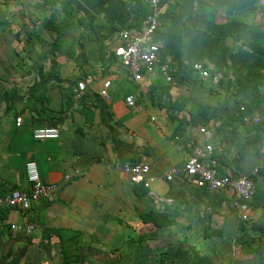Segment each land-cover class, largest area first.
<instances>
[{
  "label": "crops",
  "instance_id": "1",
  "mask_svg": "<svg viewBox=\"0 0 264 264\" xmlns=\"http://www.w3.org/2000/svg\"><path fill=\"white\" fill-rule=\"evenodd\" d=\"M58 1L52 9L42 0L0 3V23L15 6L21 33L3 55L31 56V64L17 66L22 75L0 84V193L28 190V161L42 182L57 186L51 200L27 212L0 209V264H264V55L247 46L264 43V0H157L159 27L151 41L172 84L159 75L133 82L111 56L116 32L140 25L144 15L135 12L147 13V0ZM58 11L87 28L68 32ZM50 15L62 29L56 47L55 34L43 27ZM195 61L222 73L217 85L191 76ZM251 72L262 78H255L262 114L256 126L242 123L238 111L257 110L250 107L255 80H245ZM104 81L107 99L97 96ZM78 82L84 90L74 99ZM129 95L139 110L125 106ZM197 105L207 108L209 138L197 132ZM38 127H54L59 136L33 140ZM186 143L211 144L212 158L232 177L257 170L246 222L229 191L193 187L180 175L164 179L182 167ZM122 163L146 164L148 187L131 184ZM73 169L78 175L63 182ZM146 212L168 223L143 224L139 215ZM23 221L32 224L29 234L8 230Z\"/></svg>",
  "mask_w": 264,
  "mask_h": 264
},
{
  "label": "built area",
  "instance_id": "2",
  "mask_svg": "<svg viewBox=\"0 0 264 264\" xmlns=\"http://www.w3.org/2000/svg\"><path fill=\"white\" fill-rule=\"evenodd\" d=\"M148 11L142 18L140 25L135 28H122L116 32V44L111 49V56L116 59L118 65L124 70L127 77L133 82H139L144 76L153 77L159 75L166 84L173 83V75L169 66L163 62L158 54L157 46L151 41V37L159 27V8L157 0H147ZM264 5V1L260 2ZM190 74L194 78L207 80L211 85H217L222 79L221 72H211L201 62H192ZM108 81H104L97 92V96L107 99ZM84 90V84L78 82L72 89V97L79 99ZM124 104L127 108L139 110L134 103L132 96L124 97ZM242 113L241 122L252 126L259 125L262 121L261 109L250 114H244L245 108L238 107ZM22 124L20 116L13 118V125L19 128ZM197 132L204 138L211 137L212 133L204 126H199ZM31 136L36 141L55 140L59 132L54 127H38L32 130ZM174 141H179L174 137ZM189 154L186 155L182 167L176 170H168L163 176L169 180L172 176L180 175L193 187L201 188L210 192L229 191L231 193V206L236 211L241 222L248 220L251 199L254 193V180L257 177V170H251L245 176L232 177L221 170L218 162L212 158L213 148L206 143L200 147L186 143ZM120 172L131 184H139L143 188L148 187L147 173L148 166L144 163H122ZM78 170L73 169L71 173L64 174L62 181L67 182L72 176L78 175ZM24 177L28 190L12 189L0 193V209H8L18 212H27L38 201L48 202L57 190V186L42 182L38 176L34 162L28 161L24 164ZM253 178V179H251ZM8 230L17 234H29L32 231L31 222L9 223Z\"/></svg>",
  "mask_w": 264,
  "mask_h": 264
},
{
  "label": "rangeland",
  "instance_id": "3",
  "mask_svg": "<svg viewBox=\"0 0 264 264\" xmlns=\"http://www.w3.org/2000/svg\"><path fill=\"white\" fill-rule=\"evenodd\" d=\"M3 0H0V3L2 2ZM58 1V0H57ZM59 2V1H58ZM65 2V0L63 1ZM63 4V3H62ZM17 6V4H15ZM64 6L63 8H61V10L64 12L65 11V5H61L60 7ZM14 9V15H9L7 16L6 18L3 19V22L5 24H1L0 25V28H3V29H7V28H11V30H7V31H4V33H1L0 32V84L3 82V81H10V80H16L17 79V76L19 77L20 75H22L21 73H18L17 72V66L18 65H24V66H28L29 64H31L29 61L31 59V56H25V57H21V58H18V57H7V56H4L3 54L7 52L8 50V47H9V44H11V41H13V38L16 36V40H19L18 38H21V33L17 31V28L19 25H17V20H18V16H19V13L16 9V7L14 6L13 7ZM3 9V6L2 8ZM2 11V10H0ZM6 14H4V16L7 15V12L6 11ZM70 12L72 14H75V9L71 8L70 9ZM58 15H59V20L61 21V23L66 27V29L69 31L73 30V29H79V30H84L87 28V24H85L82 20H79L78 17H76L75 15V20L74 22L72 23H68L66 21V18L64 16V13L61 14L59 11H58ZM3 16V17H4ZM9 17V18H8ZM7 21H10L7 22ZM89 28V27H88ZM13 31H16V32H13ZM17 33L18 36L16 35ZM28 33H26L25 35H27ZM71 34H73L71 32ZM97 37V35H96ZM95 37V38H96ZM15 39V38H14ZM16 40H15V43H16ZM17 46V45H16ZM15 46V47H16ZM22 47V46H21ZM29 48H32V46H28ZM101 50V49H100ZM14 60V61H17L15 62V65L13 67V63L10 64V62ZM20 60V62H18ZM11 67V68H10ZM0 92H1V88H0ZM227 94L230 95L231 91L230 90H227ZM242 166V165H240ZM257 241L259 242V238L257 237Z\"/></svg>",
  "mask_w": 264,
  "mask_h": 264
},
{
  "label": "trees",
  "instance_id": "4",
  "mask_svg": "<svg viewBox=\"0 0 264 264\" xmlns=\"http://www.w3.org/2000/svg\"><path fill=\"white\" fill-rule=\"evenodd\" d=\"M42 3H43V6H47L49 7L50 9L53 8L54 4L56 3V0H42ZM137 3L136 1L134 2V4ZM138 4V3H137ZM135 13H137L138 15H145L146 13H143L142 11H136ZM144 17V16H143ZM54 17L52 15H50V17L48 19H46L44 22H43V27L47 30H50L52 31L54 34H55V38L52 42V46L53 47H56L57 45H59L61 43V35H62V29L59 25L55 24V21H54ZM248 48L252 51H254L255 53L257 54H261V55H264V43L262 42H250L247 44ZM101 60V59H100ZM190 73V71H188ZM188 73V74H189ZM255 80V78L257 80H260L261 81V77L256 74V73H249L247 76H246V79L245 80ZM184 80L186 81V78H184ZM259 81V82H260ZM244 85V84H242ZM242 85L239 84V87ZM257 85H258V82L255 80L254 81V92H253V97H252V102H251V108L257 106V110L260 108H258V92H257ZM64 100L65 101H70V98L68 95H66V97H64ZM207 108L205 106H202V105H197L195 106V116H197L198 118V123H200L199 125L201 126H205V124H207ZM253 179V178H251ZM139 219L141 221V223L143 224H151L152 226L154 227H160V226H163V225H166L168 223V220L164 217H162L160 214H156V213H152V212H146V213H141L139 215Z\"/></svg>",
  "mask_w": 264,
  "mask_h": 264
}]
</instances>
